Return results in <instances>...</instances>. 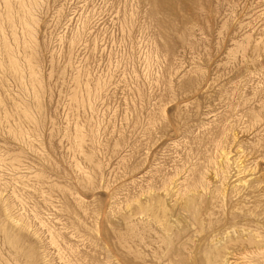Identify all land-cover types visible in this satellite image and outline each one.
<instances>
[{
    "label": "rangeland",
    "instance_id": "rangeland-1",
    "mask_svg": "<svg viewBox=\"0 0 264 264\" xmlns=\"http://www.w3.org/2000/svg\"><path fill=\"white\" fill-rule=\"evenodd\" d=\"M0 264H264V0H0Z\"/></svg>",
    "mask_w": 264,
    "mask_h": 264
},
{
    "label": "bare ground",
    "instance_id": "bare-ground-1",
    "mask_svg": "<svg viewBox=\"0 0 264 264\" xmlns=\"http://www.w3.org/2000/svg\"><path fill=\"white\" fill-rule=\"evenodd\" d=\"M242 169V168H241ZM189 204V203H188Z\"/></svg>",
    "mask_w": 264,
    "mask_h": 264
}]
</instances>
